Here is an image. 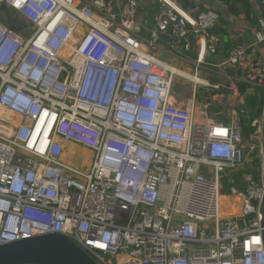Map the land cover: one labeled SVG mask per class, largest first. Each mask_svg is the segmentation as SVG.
I'll use <instances>...</instances> for the list:
<instances>
[{"label": "built area", "instance_id": "2783aa9c", "mask_svg": "<svg viewBox=\"0 0 264 264\" xmlns=\"http://www.w3.org/2000/svg\"><path fill=\"white\" fill-rule=\"evenodd\" d=\"M158 2L142 36L138 0L118 13L111 0H0V246L58 234L96 264H264V187L252 171L238 176L237 120L173 94L180 78L193 92L208 85L196 75L216 51L219 13ZM258 23L225 64L264 42ZM167 29L171 48L196 39L191 75L156 56ZM248 83L264 86L263 66ZM251 126L259 139L261 117ZM65 144L86 150L85 167L63 159Z\"/></svg>", "mask_w": 264, "mask_h": 264}, {"label": "crops", "instance_id": "0c3cea01", "mask_svg": "<svg viewBox=\"0 0 264 264\" xmlns=\"http://www.w3.org/2000/svg\"><path fill=\"white\" fill-rule=\"evenodd\" d=\"M111 1L114 12L118 13L125 0ZM216 1L220 3L219 11L216 10L220 16L219 21L212 33L216 41V51L205 54L206 64L203 69L198 70L196 75L208 85H197L195 92H193V85L191 84L189 92L191 91V95L194 96L197 108L206 111L209 118L224 124H229L231 121L237 120L244 137L243 146L247 157V164L238 175L248 170L252 171L257 178H261L262 151L260 138H252L254 128L251 126V122L261 117L264 100L263 102L261 100L254 102L252 99L249 100V97L250 94H254L255 90H258L259 93L255 92V94L257 93L256 99H258L262 89L264 96V87L251 85L248 83V80L256 68L264 67V42L259 43L254 48L248 49V59L243 65L240 67H232L236 72L235 78L230 77L222 71L217 62L221 55L227 58L229 52L234 47H249L254 41L256 31L259 29L258 22L261 18L254 0ZM176 2L178 5H181V8L192 15H196L202 10L212 9L207 6L206 2L202 3L201 0H176ZM262 5L264 7V2H262ZM158 10V0H138L136 33L142 36H146L149 33L150 29L155 26ZM190 39L191 45L189 49L184 48L183 44L171 48L170 41L159 36L158 49H156L155 54L171 66L191 75L194 68L193 63L197 56V47L195 45L196 39L193 36ZM216 77L220 81L215 82ZM231 84H234L232 86L234 89H230ZM239 84L242 85L241 89L238 87ZM200 86L207 87V89H201L200 93L203 91V98L206 95L212 96L211 99L216 102L219 107L218 110L212 108L207 101H203L200 94L198 96V88ZM220 87L223 89L221 93H218ZM174 97L178 104L182 105L185 103L184 101H180L176 93ZM234 101L238 102V106L235 108L230 103ZM258 108H261V110L258 111ZM65 148L69 151V156L63 154V159L68 162H70L69 160L75 161L77 154L82 156L88 154L70 144H65ZM228 201L234 202V204L237 203L235 199L225 196L224 204L228 203Z\"/></svg>", "mask_w": 264, "mask_h": 264}, {"label": "water", "instance_id": "95a60500", "mask_svg": "<svg viewBox=\"0 0 264 264\" xmlns=\"http://www.w3.org/2000/svg\"><path fill=\"white\" fill-rule=\"evenodd\" d=\"M260 18L264 22V7L261 0H254ZM207 6L218 10L220 3L216 0H201ZM170 29L160 33L161 38L169 41ZM191 37V36H190ZM225 56L221 55L217 60L220 69L230 77H236L235 69L225 64ZM239 89L242 85H238ZM260 144L262 151L261 181L264 187V104L261 115ZM261 214V241L264 250V193L260 203ZM0 264H96L69 238L58 234H44L30 238L21 239L12 243L0 246Z\"/></svg>", "mask_w": 264, "mask_h": 264}, {"label": "rangeland", "instance_id": "374dc122", "mask_svg": "<svg viewBox=\"0 0 264 264\" xmlns=\"http://www.w3.org/2000/svg\"><path fill=\"white\" fill-rule=\"evenodd\" d=\"M212 78H215V77H212ZM216 81H220L217 77H216V80H215V82ZM264 87V86H263ZM209 88V87H208ZM191 89V82L190 81H188V80H186V79H177L176 80V82H175V85H174V87H173V94H175L176 93V96H179V99H180V101H184V102H186V101H188L191 97H192V93H191V91L189 92V90ZM201 89H207V87H204V86H200L199 88H198V96H199V94H200V96L203 98V95H202V93H203V91H202V93H200L201 91ZM223 88H219V90H218V93H221ZM197 96V97H198ZM177 98V97H176ZM212 98V96H210V95H206L204 98H203V101H207L208 102V104L212 107V108H214L215 110H218L219 109V107L217 106V104H216V102H214V100H212L211 99ZM211 99V100H210ZM259 100H261V102H263V100H264V96H263V89H262V93H261V91H260V96H259V98L258 99H256V101H259ZM210 101V102H209ZM231 103V105H232V107H237L238 106V102L237 101H234V102H230ZM263 104V103H262ZM196 110H198V108H197V106H196ZM258 111H260V109L258 108ZM222 113V112H221ZM74 146V145H73ZM76 147V146H75ZM78 149H80V150H83L84 152H86V150H84V149H81L80 147H77ZM68 155L69 156V151H67V149L65 150V152H64V155ZM88 159H89V156H82V155H79V154H77V157H76V160H75V162H74V160H69L70 162H72V163H74V164H76L77 166H79V167H85L86 166V164H87V161H88ZM239 176V175H238ZM236 204V203H235Z\"/></svg>", "mask_w": 264, "mask_h": 264}, {"label": "trees", "instance_id": "16d2710c", "mask_svg": "<svg viewBox=\"0 0 264 264\" xmlns=\"http://www.w3.org/2000/svg\"><path fill=\"white\" fill-rule=\"evenodd\" d=\"M181 6V5H180ZM255 90V89H254ZM255 92H258L259 93V91L258 90H255L254 91V94H250V97H249V100H251L252 99V101H254V102H256V96H257V93L255 94ZM262 93V92H261ZM260 110H261V108H259Z\"/></svg>", "mask_w": 264, "mask_h": 264}]
</instances>
